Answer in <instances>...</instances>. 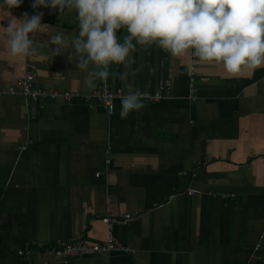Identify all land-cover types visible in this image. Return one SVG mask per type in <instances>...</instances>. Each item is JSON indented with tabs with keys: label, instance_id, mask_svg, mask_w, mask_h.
Wrapping results in <instances>:
<instances>
[{
	"label": "crops",
	"instance_id": "0c3cea01",
	"mask_svg": "<svg viewBox=\"0 0 264 264\" xmlns=\"http://www.w3.org/2000/svg\"><path fill=\"white\" fill-rule=\"evenodd\" d=\"M32 2L13 15L33 14ZM38 11L48 24L36 37L39 51H0V89L30 72L40 89L88 94L86 73L66 56L73 49L54 56L48 41L56 32L75 36L76 13ZM3 20L0 9V37ZM131 55L127 69H110L127 70L126 80L109 76L95 87L152 93L160 80L171 85L166 99L145 101L125 119L120 99L108 115L96 101L1 98L0 264H264V67L233 78L196 58L189 70L155 46ZM126 214L131 220L114 236L129 252L53 257L58 241L102 243V218ZM27 248L30 255H17Z\"/></svg>",
	"mask_w": 264,
	"mask_h": 264
},
{
	"label": "clouds",
	"instance_id": "9594fccd",
	"mask_svg": "<svg viewBox=\"0 0 264 264\" xmlns=\"http://www.w3.org/2000/svg\"><path fill=\"white\" fill-rule=\"evenodd\" d=\"M23 0H0L4 12L0 51L13 58L31 57L39 51L37 35L47 32L41 7L75 12L78 33L48 34L54 56L65 55L86 73V82H107L109 76L127 79L128 72H112L113 65L127 69L137 46H155L174 60L192 58L215 62L233 78H244L264 67V0H33L35 10L22 18L13 15ZM7 22L6 25L4 22ZM123 30V36L118 32ZM139 71V68L136 69ZM119 97L120 118L145 107L148 94L131 90Z\"/></svg>",
	"mask_w": 264,
	"mask_h": 264
},
{
	"label": "built area",
	"instance_id": "2783aa9c",
	"mask_svg": "<svg viewBox=\"0 0 264 264\" xmlns=\"http://www.w3.org/2000/svg\"><path fill=\"white\" fill-rule=\"evenodd\" d=\"M35 74L25 73L21 78H18L16 84L6 88L0 89V100L5 95H20L25 99L30 100L34 103H40L44 100L56 101L61 100L66 103H70L74 99H82L85 102L96 101L100 103L108 115L114 112L115 101L119 99L120 96L127 94L128 92H123L121 89L110 90L107 86L101 85L92 90L88 94H80L78 92H48L46 90L40 89L34 84ZM194 79L192 75L189 77L188 87L189 94L188 98H192L194 94ZM170 82L168 80H160L158 84V89L155 92H145L148 94L146 102H157L162 99H166L164 91L170 87ZM22 147L21 150H24ZM108 162V161H107ZM187 194H194L193 190H189ZM131 215L126 214L121 217L105 216L102 218V223L107 229V238L102 243L89 244L83 236H78L67 241L55 242L50 247L52 255L56 259H82L92 256H100L110 252H129V248L122 245L114 236V229L117 226H124L131 220ZM264 233V231H263ZM260 242L256 244L253 251L254 254L258 252L260 248ZM32 250L27 248L24 250L17 251L18 256L30 255Z\"/></svg>",
	"mask_w": 264,
	"mask_h": 264
}]
</instances>
